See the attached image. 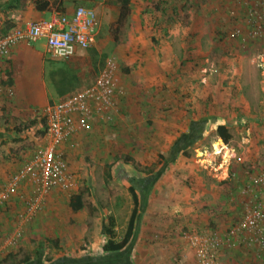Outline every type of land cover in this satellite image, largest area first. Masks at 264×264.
Masks as SVG:
<instances>
[{"label": "rangeland", "instance_id": "374dc122", "mask_svg": "<svg viewBox=\"0 0 264 264\" xmlns=\"http://www.w3.org/2000/svg\"><path fill=\"white\" fill-rule=\"evenodd\" d=\"M133 1L139 7L143 6L141 13L143 20L147 18L149 11L154 10L158 15L179 17L180 20L187 21L188 26L192 22L190 18L196 13L195 1L197 5L206 7L205 10L218 11L219 18L209 17L199 24L200 30L222 37L217 41V49L220 50L212 54L213 57L216 55L214 63L208 57H204L205 62L201 57L198 60L193 51L184 58L178 57L175 60L172 57L164 63L161 60L162 56H158L159 65L163 68L166 64L169 69L168 72L161 67L156 70L157 86L153 93L152 85L155 81L150 76L154 57L147 50L146 45H143L147 43L146 39L133 40L130 37L131 15L122 28L116 31V27H112L110 36L116 37V44L111 46L108 44L99 53L93 52L91 48L87 49L92 62L89 72L95 71L96 68L101 69L109 57H114L119 64V70H123L122 74L119 73L122 75L124 94L117 102L114 121L105 125L94 124L88 132L75 136L69 143V148L64 151L69 162V172L75 180L71 192L55 190L43 200L39 210L33 213L25 204L26 199H18L15 193L10 198L12 199L10 204L0 206V261L11 255V261L15 263L25 257H30L32 262H35L37 252L43 264L63 258L99 257L107 239L104 235L105 227L113 224V232L117 240L125 233L132 210V199L128 188L136 184L135 181L132 182L133 179L148 180L159 175L150 189L149 197L147 196L146 201L149 198V204L147 205L146 202L144 206L145 214L139 220V229L136 233L138 238L136 236V239L134 238V247L130 255L133 263L135 261L136 264H197L191 248L183 244L184 235L197 231L189 226L181 227L179 230L178 217H176V221L173 222L174 231L171 234L168 231L163 233L161 224L157 226L148 221L146 209L149 205H152L149 209L155 208L156 216L161 213L162 206L174 210L176 216L180 214L178 207L184 209L183 204L185 205L187 200L192 198L195 201L192 205L199 204L197 208L194 207L199 211L196 221L199 222L201 219L207 224L202 234L223 235L231 225L240 220L242 214L235 213L234 204L239 202L240 205L241 198L236 199L234 195H227V190L232 187L234 181L229 182L228 188L225 185L221 189V181L214 180L217 178L215 174L219 166L224 164L229 175L226 177L225 171V178H239L232 173L233 164L226 158V154L234 152L239 156L245 154V157L248 155L250 157L253 153L248 152L246 147H250L249 149H253L254 152L260 147L263 149L264 119L248 117L246 114L248 108L245 110L246 104L243 100L246 102L251 96L241 94L243 86L239 89L235 83L238 75L232 68L234 66H224V63L219 61L220 55L229 61L234 59L229 49H237L238 46L234 43H238L239 40L232 37L233 32L239 31L240 35L247 32L245 22L247 12L256 2L255 0H244V2L239 0L241 3L238 0L235 2L185 0L186 3L181 5V13H179L178 0H169L168 7H165L168 4L167 0H154V3H150V0ZM229 1L233 6L227 8L226 4H229ZM246 2L251 5L244 6ZM225 20L229 22L224 23ZM229 35L232 38L227 39ZM131 40L139 42L133 55L124 53L126 48L123 49L124 51L115 52L120 45H130ZM207 42H210V39L206 37L201 48L203 51L206 50ZM40 43L43 42L33 44L36 46ZM240 45L256 47L246 54V58L254 62L255 69L262 65L264 43L255 45L250 40H245L239 43ZM199 55L201 56V53ZM171 66L173 67L170 68ZM221 69L225 77L223 83L218 85V81L221 82L218 78L222 74ZM71 77L70 73L69 75L61 73L53 82L55 86L52 87L53 83L49 85L50 96L54 100L51 99L48 106L59 100L58 92L73 89ZM179 79L181 82L186 80L183 88L176 83ZM16 97L12 91L10 95L0 93V180L3 181L0 182V187L21 170L23 162L48 143L44 133V112L26 109L24 106L18 107L19 101ZM225 97L231 98V102L235 104L241 100L242 103L239 105L242 107L233 112L238 114V110L242 111L241 116L232 119L229 118V113V116L226 115L223 119L217 118L224 115L222 111L213 118L209 116L217 113L218 110L213 108L222 106L221 100L224 101ZM256 97L257 95L253 94V98ZM193 122H205L201 139L192 148L187 149V156L179 153L174 161H170L169 154L174 155L171 152L172 148L175 145L184 146L182 137L189 133V125ZM220 124L226 125L229 129L231 140L228 145L221 143L216 136L215 130ZM215 147L219 148L218 153L215 152ZM258 153L261 156L262 153ZM235 160L242 167L248 164L243 158L241 162L237 157L233 162ZM243 175L247 176L246 178H253L258 174L251 176L252 174L248 172ZM191 178H208L206 181L209 183L208 192L211 186L213 189H221L222 197L217 203L215 199L214 205H211V202H207L208 194L203 200L204 205H200L202 197L198 196L199 188ZM136 186L138 194L141 193L139 187L143 185L137 183ZM27 188L28 198H32V190ZM233 188L236 189L235 185L232 190ZM79 193L83 196V209L74 213L69 208V199ZM167 193H170V198L164 205L163 195ZM219 220L221 224L216 223ZM195 225L199 226L198 223ZM149 230H154L158 234L151 235L148 233ZM17 233L20 234L18 237ZM41 243L44 244L42 250ZM217 264H264V255L255 247L235 243L220 250Z\"/></svg>", "mask_w": 264, "mask_h": 264}, {"label": "crops", "instance_id": "0c3cea01", "mask_svg": "<svg viewBox=\"0 0 264 264\" xmlns=\"http://www.w3.org/2000/svg\"><path fill=\"white\" fill-rule=\"evenodd\" d=\"M42 1L48 3V8L45 11H40L37 9L36 0H0V37L8 34L13 29L23 28L28 23L41 22V21L52 22L61 16L70 18L78 7H83L94 10L98 22V27L95 30L94 41L89 48H91L93 52L99 53L100 51L104 50V48L107 47L108 44L109 46H111L112 44H116L115 42L116 37L111 38L110 36L112 33V27H116L117 29L116 23L119 17L120 6L116 0H42ZM153 1L154 0L152 1L150 0V3H154ZM167 2L168 4H166L165 7L169 6V0H167ZM233 2H235V0H233ZM185 3H186L185 0H178L177 1L178 8H180L181 5H185ZM194 5H195L196 13L195 15H193V18H190V22L191 21L192 22L188 26L187 21L180 20L179 17L176 16L171 17V15L170 16L158 15L155 14L156 12L154 10L152 12L149 11L147 18L143 20V18L141 17L143 6L141 5L139 7L137 3H135L133 0H130L129 15H131V19H132L131 20L132 24L130 26L131 28L130 37H132L133 40L146 39L147 43L143 45H146L147 50H149L150 54H152L154 57V59L152 60L153 62L152 74L150 76L155 81L154 84L152 85L153 93L156 91L155 87L157 86L155 79L157 77L156 70L160 69L159 67H161V69H164L165 72L169 69V66L167 67L166 64L164 65L165 67L163 68L161 65H159L158 56H162L161 60H163L164 63L165 60L166 61H168L169 59L171 60L172 57H174V59L177 60L178 57L184 58L187 54H191L194 52L198 60L200 59V57L202 60L208 57L212 60L211 62L214 63L216 55L213 57L212 54L213 52L220 50L217 49L218 48L217 41L218 40L220 41L222 37H216L211 32L200 30L199 24H201L204 21L203 19H207L209 17L211 19L213 16L215 18H219L220 14L218 11L212 12V10L211 11L205 10L206 7L203 8L201 4L197 5L196 1L194 2ZM249 5H251L249 2L248 3L246 2V4H244V6L246 7H248ZM226 6L227 8L232 7L233 4H231L229 1V4H226ZM179 13H181V8L179 9ZM223 22L228 23L229 21L225 20ZM122 25L119 26V28H122ZM136 34H138V36H136ZM244 35L245 34L233 37L234 39L239 40L238 43H234V45L238 46L237 49H229L230 52L232 51L230 55L234 59L229 61L227 60L226 57L223 58L219 54L220 55L219 62L224 63V66L227 65L234 66L232 68L236 70L235 73L236 75H238L235 83L237 86H239V89H242L243 86V90L241 91V94L243 95L244 93L251 96L248 98V100H246V102L243 100L244 104H246L244 105L245 110L246 108H248L246 111L248 117L251 116V117L264 119V60L262 65L257 66L258 68L255 69L254 66L255 64L253 65L254 62L249 61L246 58V54L250 53V51L254 50L256 47H251L248 45L239 46V43L247 40L246 36ZM206 37L210 39V42H207L206 50H205L206 52H205L201 48L202 45H204L203 42L206 39ZM133 40H131V42L129 43L130 45L118 46L115 49V52L120 50L124 51L123 49L126 48L124 53L133 55L132 54L133 51L139 45V42H133ZM40 41H42L43 43L34 46V44H37ZM38 42L34 44H20L17 47H14L10 51L8 57L4 59H0V65L4 73V86L9 88L15 97L16 96L18 97V98L16 97L19 101L17 103V106L18 107L24 106L26 109H30L33 111L39 110V112L43 111L45 113V110L49 107L48 102H50L51 99L54 100L50 96V89H48V87L49 85H52L54 81L57 80V78L60 76L61 73H68V75L70 73V75H72L71 78L73 79V84H72L73 89L68 91L64 90L58 92L60 98L58 101L53 102L52 105L58 103L67 96L73 93H77L83 90L84 88L88 87L89 85H91L95 77L97 76V74L100 72V70L103 68L104 65L102 66L101 69L96 68L95 71L91 72L92 71L91 70L89 72L90 70L89 66L91 65L92 62H91V55L89 51L86 50H78L76 52V55L69 61L51 60L46 53L45 42L43 40H39ZM251 43L258 45L264 42L251 41ZM257 48H261V47H257ZM199 53H201V56L199 55ZM203 61L205 62L206 60ZM172 67L173 66H171L170 68ZM219 68L221 67L219 66ZM220 71L222 74H220L218 78L221 80V82L218 81V85L220 83H223L222 80L225 77V75H223L224 74L223 70L221 69ZM119 72H121L122 74L123 70L121 69L119 70ZM118 75H119V79H121L120 86L122 87V89H124L121 78L122 75H120V73H118ZM258 75H259V79H258ZM176 83L180 88H183L186 84V80L184 79L181 82L179 79ZM54 86L55 83H53L52 87ZM53 92L55 93V91ZM253 94L257 95V97L253 98ZM230 99L225 97L224 101L221 100V102H223L222 106L220 107L216 106L217 108H213V110L215 109L218 110L217 113L214 114L212 111L213 114H209V116L213 118V116L220 115L221 113H219V111H222V113L224 114L217 116V118L219 119H223V117L228 115L229 113L230 116L229 115L228 116L229 118L232 119L235 118V116H241L242 111L238 110V114L233 113L235 109L242 107V105L241 106L239 105L240 103H242L241 100L240 102L235 104L231 102ZM78 135L79 134L75 136L77 137ZM75 136L71 137L68 141L64 142L59 148V151L63 153L68 168H69V162L66 155L64 154L65 153L64 151H66L69 148V143L72 142ZM249 148L250 147H246V150H248V152L253 153V155L252 156L250 155V157L249 155L245 157L244 156L245 154H240L239 156L236 155L234 152L232 154L229 152L228 154H226V158L231 159L230 160L232 162L231 164H233L231 165L232 167L229 164V166L232 168L233 171L232 173H234L235 176L237 177L239 176V178H225V171L227 168L226 165L224 164L219 166L215 174L217 178H215L214 180L216 182L221 181L220 182L221 189H223L222 187L225 185H227L228 188L230 186L229 182L230 181L232 182V180L234 181L233 185H235L236 189L233 188L234 190H232L233 185L232 187L230 186V189L227 190L228 192L227 195L229 196L234 195L236 199L240 197L239 194L242 187L247 186L250 180L252 179L249 177L246 178L247 176H244L243 173L250 172L252 174L251 176H253V174H259V172L262 171V169H264V152H263L264 147L263 149H261L260 147L257 152H254L253 149L250 150ZM214 150L216 153H218L219 148L215 147ZM258 152L262 153L261 156ZM241 156L243 158V161L245 160L247 161L246 163H248L244 167H242V165L237 160L233 162V159L235 157H237L239 161L240 160L242 161ZM31 158L27 159L25 162H23V164L27 163L29 160H31ZM191 179H193V181L197 183V187L199 188L198 191H200V193L198 196L200 197L201 195L202 197L200 205L202 206L204 205L203 200L204 198H206V196H208V194L209 197L207 199V202L208 203L211 202V205H214L215 199L217 203L220 197H222L221 189L220 190H218L217 188L213 189V187L211 186L210 191L208 192L209 183L206 182L208 178H191ZM0 182L2 183L3 181L0 180ZM27 187H29L28 184L21 185L19 187L18 194L19 195L22 194L23 196L29 197V195L27 194L29 192L28 191L29 189ZM53 192H55V190L52 191L49 195H51ZM169 198H170V193L163 195L164 205L167 204L168 202L167 200H169ZM146 202L148 205L149 198L148 201ZM8 203L10 204V200ZM192 203H195V201H193L192 198L191 199L189 198V201L187 200L186 204L185 205L183 204V206L185 207L184 209L178 207V211H180L179 215H182V217H179V215L175 216V213L173 212L174 210H172L171 208L166 209L165 206H162V208L160 207L162 211L161 213H158L159 216H156V213L154 212L155 208L149 209V207H152V205H149V207H147L146 209V211H148L147 215L149 216L148 221L151 222V224L152 223L156 224L157 226L161 224L163 226L162 232L164 233V231H168L171 234L172 231H174L173 222H175L177 219L176 217H178L179 230L181 227L186 228V226H189V228L194 229L198 233L202 234L207 224H204V222H202L201 219L199 222L196 221V217L199 211L195 210L194 207L197 208L199 204L196 203L192 205ZM234 206H235L234 207L235 213L236 212L241 213V203L239 205V202H237V204H234ZM143 214H145V211ZM209 217L211 216L209 215ZM197 223L199 226L195 225ZM216 223L221 224L220 220L217 221ZM138 229H139V222L137 225L136 233L138 232ZM148 233L151 235H156L157 232L156 231L154 232V230H149ZM136 237L134 238L136 239ZM135 239L133 240V242L135 241ZM148 239H150V237ZM183 244L187 245L185 241H183ZM134 263L136 264L135 261Z\"/></svg>", "mask_w": 264, "mask_h": 264}, {"label": "built area", "instance_id": "2783aa9c", "mask_svg": "<svg viewBox=\"0 0 264 264\" xmlns=\"http://www.w3.org/2000/svg\"><path fill=\"white\" fill-rule=\"evenodd\" d=\"M255 2L247 12L245 36L250 41L264 42V0ZM97 27L95 11L83 7H78L70 18L61 16L52 22L28 23L0 37V59L8 57L10 51L20 44L43 40L51 60L69 61L78 50H87L91 46ZM240 34L234 31L232 37ZM118 73L117 60L114 57L107 58L91 85L45 110L44 133L48 143L0 187V206L9 202L15 193L20 200L26 199L25 204L33 213L39 210L43 200L52 191H72L75 180L59 148L71 137L88 132L94 124L105 125L114 121L117 102L124 94ZM2 92L11 94V90L4 86V73L0 65ZM23 184L29 185L32 198L18 194ZM239 195L242 216L223 235L190 233L183 236L197 264H217L220 250L235 243L255 247L264 255V170L242 187ZM19 235L16 234L17 237Z\"/></svg>", "mask_w": 264, "mask_h": 264}, {"label": "trees", "instance_id": "16d2710c", "mask_svg": "<svg viewBox=\"0 0 264 264\" xmlns=\"http://www.w3.org/2000/svg\"><path fill=\"white\" fill-rule=\"evenodd\" d=\"M120 8H119V17L117 20V29L121 26L129 17L130 14V0H117ZM37 9L40 11H45L48 8V3L42 0H36ZM232 38L231 35L227 39ZM205 122L201 123H191L189 126V133L183 135L182 141L184 142V146L180 147L175 145L171 152L174 153L173 156L169 154V160L174 161L177 154H181L183 156H187V149H190L194 146L196 142L201 139V135L203 132ZM45 125V124H44ZM202 130V131H201ZM216 136L218 137L219 141L224 145H228L231 140V135L229 133V129L226 125H218L215 130ZM179 143V142H178ZM176 153V154H175ZM150 178L148 180H137L133 179V183L135 181V185H131L128 188V191L131 195L132 199V210L127 222L126 230L122 238L117 240L114 236L113 232V224L111 223L110 226L105 227L104 235L107 238L105 244L102 246V255L94 256L95 258L88 257V258H80V259H71V258H63L54 262H49V264H134L130 259L131 250L134 247V237L136 236L137 225L142 218V214L144 213V206L146 205V199L149 194L150 189L155 184L157 178ZM146 181V182H145ZM132 183V184H133ZM137 183L142 184L140 192L138 194ZM17 196V195H16ZM18 198V196H17ZM15 200L18 201V199ZM12 199H10L11 202ZM8 202L4 205H7ZM3 206V205H2ZM69 208L72 212L76 213L83 209V196L81 193L73 195L69 199ZM44 244L41 243L40 249L42 250ZM12 256L9 255L4 260L0 261V264H43L40 260V255L37 252V260L32 262L30 257H25L21 261L15 263L11 261Z\"/></svg>", "mask_w": 264, "mask_h": 264}]
</instances>
